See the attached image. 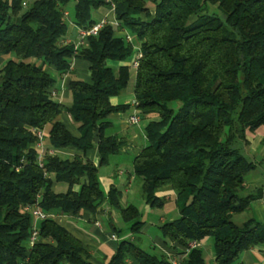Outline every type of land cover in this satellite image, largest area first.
Instances as JSON below:
<instances>
[{"label": "trees", "instance_id": "trees-1", "mask_svg": "<svg viewBox=\"0 0 264 264\" xmlns=\"http://www.w3.org/2000/svg\"><path fill=\"white\" fill-rule=\"evenodd\" d=\"M70 2L81 29L98 23L93 13L100 8L114 16L78 49L63 41ZM134 46L141 51L134 106L148 122L133 175L148 205L162 207L164 191L176 195L179 218L160 226L172 254L179 264H205L202 249L189 244L212 238L214 264H244L241 253L264 244V224L232 221L256 198L245 194L255 163L239 143L246 146V132L264 127V0H0V264H92L91 248L51 217L37 224L39 238L28 248L29 205L78 216L94 214L107 199L131 233L143 228L139 210L123 206L117 188L102 190L94 162L45 155L40 166L35 149V130L47 128L55 149L97 148L100 167L121 152L124 140L106 131L109 115L130 108L111 98L129 85ZM73 58L89 64L91 83L75 77ZM49 70L71 75V107L55 100ZM64 111L78 137L56 120ZM54 183L67 191L55 192ZM169 257L121 240L107 264H171Z\"/></svg>", "mask_w": 264, "mask_h": 264}, {"label": "crops", "instance_id": "crops-1", "mask_svg": "<svg viewBox=\"0 0 264 264\" xmlns=\"http://www.w3.org/2000/svg\"><path fill=\"white\" fill-rule=\"evenodd\" d=\"M93 16L96 20H109L112 21L114 16L113 12L109 8H100L94 11ZM19 21V19H16ZM64 42H68L69 45L74 46L75 49L80 48L85 45V42L82 43L78 36V27L71 22L68 26V32ZM5 62L4 58H0V69ZM71 70L75 74V77L79 80H82L86 83H91L90 73H89V64L79 58H73L71 63ZM53 75L56 78L55 88L53 90L54 98L56 101H59L66 108L71 107V93H70V81L72 79L70 74L59 75L55 71H53ZM125 91V90H124ZM122 91L118 96L111 98V103L113 105H121V104H129L130 108L125 112L113 113L108 116V119L112 123V126L106 131V135H115L118 138L124 140V146L121 152L118 154L130 155L134 157L140 152V150L144 146H140L135 141L140 137V133H142L143 137H145V125H141L139 123H132L130 118L133 114L137 113V110L134 106V94L133 90L131 94H125ZM57 121L63 123L65 127L74 135L75 137L79 136L78 132V124L74 122L68 112H62L56 119ZM134 127L138 128V130L134 129ZM46 136H45V134ZM44 139L42 141L41 147L37 144L35 145V149L37 151V158L39 155L42 159H44L45 155H56L62 160L72 161L76 156H81L89 159L94 162V164L98 167V176L101 178V167L98 166L99 162V154L97 148L88 150L85 154L81 151L76 150L73 147H67L64 149H55L51 146L48 136H47V128L43 131ZM147 140V139H146ZM246 140L247 145L246 148L250 149V153L252 155V161L255 163V169L248 175L246 180V190L250 192L249 194L256 195V198L251 202L250 206L243 212L236 214L242 215L243 221L241 224L246 223L249 220H254L260 224H264V127H260L253 132H246ZM146 146V145H145ZM133 159L130 163V170L126 169L123 172L122 158L116 159L113 163V166L109 170H105L103 172L102 180L105 185V190L102 189L106 194L112 187L117 188L118 180L124 179L126 176V184L124 186L125 193H128L129 188L131 187L132 170H133ZM110 158L108 160V163ZM127 163L129 164V158L127 159ZM102 173V172H101ZM59 183L53 184V190L57 193V186ZM65 184V183H61ZM67 186V184H65ZM101 185V184H100ZM102 188V187H101ZM68 189V186H67ZM66 189V191H67ZM64 191V193L66 192ZM165 192V191H164ZM161 193V195H166L169 191L165 193ZM174 194L170 191V195ZM175 195V194H174ZM176 196V195H175ZM129 198V197H128ZM165 198V197H163ZM126 199V198H125ZM107 200V199H106ZM104 200V201H106ZM103 201V202H104ZM108 201V200H107ZM102 202V203H103ZM109 202V201H108ZM123 202V200H122ZM127 206L128 201L125 200L123 202ZM122 204V203H121ZM102 205V204H101ZM99 206L97 211L93 213L84 212L81 215L75 216L72 214H62L59 212H48V216L51 217L56 223L64 227L67 231H69L75 238L80 240L83 244L88 245L91 248L90 251V262L92 264H107L110 258L113 256V248L117 246V244L122 240L119 238V234L116 235V225L115 219H117L120 215V211L116 209V214L112 215L111 211L107 212L103 210L102 206ZM119 215V216H118ZM102 218H106V224L112 230V233L108 235V240H93L83 229L79 227V223H92L100 232H104V228H100L96 225V223H102ZM36 221V225L38 224ZM164 223H161L162 226ZM118 233V232H117ZM111 235H115L117 237L116 240H112ZM209 238L201 241V249L202 245H205L208 242ZM26 246L28 248L31 247L30 242L28 241ZM152 246L158 251L162 252L168 256L172 255L171 245L165 243L164 239H155L152 243ZM240 263L244 264H264V244L256 245L244 252L241 253L239 258ZM128 264H137L135 260H129ZM212 264H214V258L212 259Z\"/></svg>", "mask_w": 264, "mask_h": 264}, {"label": "rangeland", "instance_id": "rangeland-1", "mask_svg": "<svg viewBox=\"0 0 264 264\" xmlns=\"http://www.w3.org/2000/svg\"><path fill=\"white\" fill-rule=\"evenodd\" d=\"M159 1V0H156ZM74 2H70L67 4L65 10L68 12L69 16L67 17L68 21V26L72 22L73 19V14H74ZM194 19H192L193 21ZM11 58H15V56H11ZM134 56H132L129 60V63L133 60ZM51 71V70H49ZM52 72V71H51ZM53 73V72H52ZM134 80H135V70L132 69L131 71V80L129 82L128 87L125 89L124 93L125 94H131L134 86ZM148 120L143 119L141 120L140 124L145 125L147 124ZM134 129L138 130V128L134 127ZM45 134V133H44ZM140 137L135 141V143L139 144L141 147L147 145V140L143 137L142 133H140ZM46 136V134H45ZM239 147H241L243 150V153L249 158L252 159V155L250 153V149L246 148L245 146H242L241 143H239ZM131 152H129L128 155L120 154V155H114L110 157V161L108 164L103 165L101 167V172L99 177V181L101 184L102 189H106L105 185L103 184L102 180V174L105 172V170H109L112 168L113 163L115 162L116 159L122 158V162L124 163L123 165V172L126 171V169L130 170V163L133 159V156L130 155ZM129 158V164L127 163V159ZM132 182H131V187L129 188L128 193H125L124 186L126 184V176L122 180H118V186L117 189L121 192V203L122 205H125L123 202L125 200L128 201V204L134 205L137 207V209L140 212V221L144 223L143 228L141 231L137 234L131 233L130 231V226L131 223H126L122 220V218L119 216L117 219H115V225H116V235L119 234V238L122 240H131L138 244L143 250L148 251V252H155L158 253L156 249L152 246V243L155 239H163L162 233L160 230V225L161 223H167L174 221L179 218V212L178 208L176 205L175 198L176 196L174 194L169 195V196H164V205L162 207L158 206H151L145 203L142 193H141V179L138 177H135L133 175V170H132ZM67 186L65 184L59 183L57 186V191L59 193H64L66 191ZM250 192H245V194H249ZM129 197V198H128ZM126 198V199H125ZM123 200V202H122ZM102 208L103 210L109 212L111 211L112 215L116 214V209L110 206V203L106 200L102 203ZM232 221L236 225H242L243 221V216L242 215H233ZM40 223V221H38ZM102 227L104 228V232H100L92 223H79V227L84 230L93 240H108V235L112 233V230L108 227L106 224V218H102ZM213 239L209 238L208 242L205 245H202V251L204 253V259H205V264H212V259L214 258V247H213ZM117 246L113 248V254L116 253Z\"/></svg>", "mask_w": 264, "mask_h": 264}, {"label": "built area", "instance_id": "built-area-1", "mask_svg": "<svg viewBox=\"0 0 264 264\" xmlns=\"http://www.w3.org/2000/svg\"><path fill=\"white\" fill-rule=\"evenodd\" d=\"M26 3H23V6L26 7ZM65 14V17L67 19V17L69 16L68 12L65 10L64 12ZM107 23V20H100L98 21V23L94 24L93 26L89 27L88 29H81V28H78V36L80 38V40L83 42L86 41V39L89 37V36H97L99 30ZM115 26H118V23L116 21H113L112 22ZM121 34L124 36L126 42L128 43H131V44H134V37L127 31L123 30L121 32ZM65 45H69L68 42H64ZM135 48V55H134V58L133 60L131 61L130 65L133 69H136L139 65V59L141 57V51L139 50V48L137 46H134ZM140 116L138 113H135L131 116L130 118V121L132 123H139L140 122ZM35 133L37 135V145L41 147L42 145V141L44 139V134H43V131L41 130H35ZM38 160V164L40 166H42L44 163H43V159L41 158V156L39 155V157L37 158ZM24 211L29 213L33 219V230H32V233H31V236L29 238V242L31 244V246L33 244L36 243V241L38 240L39 238V230L37 228V225H36V221L37 220H43V219H46L48 218V214L44 211H42L40 209V207L37 205V204H34V205H29V206H26L24 208ZM96 225L100 228H102V224L100 222L96 223ZM112 240H116L117 237L115 235H111L110 237ZM201 247V241H194L192 243L189 244V248L190 249H193V248H199ZM169 261L171 264H179V259L177 257V255L175 254H172L170 255L169 257Z\"/></svg>", "mask_w": 264, "mask_h": 264}, {"label": "water", "instance_id": "water-1", "mask_svg": "<svg viewBox=\"0 0 264 264\" xmlns=\"http://www.w3.org/2000/svg\"><path fill=\"white\" fill-rule=\"evenodd\" d=\"M98 133H99V130H97L96 132H95V134H94V142L95 143H98ZM100 165V163L98 164V166ZM252 228H255V225H252L251 226Z\"/></svg>", "mask_w": 264, "mask_h": 264}]
</instances>
